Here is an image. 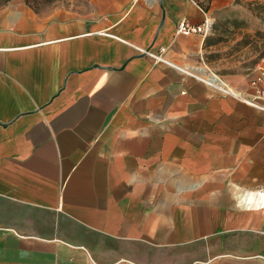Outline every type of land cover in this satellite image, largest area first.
Wrapping results in <instances>:
<instances>
[{"label":"crops","instance_id":"crops-1","mask_svg":"<svg viewBox=\"0 0 264 264\" xmlns=\"http://www.w3.org/2000/svg\"><path fill=\"white\" fill-rule=\"evenodd\" d=\"M233 1L0 8V264H264L229 187L264 185V110L203 67Z\"/></svg>","mask_w":264,"mask_h":264},{"label":"rangeland","instance_id":"rangeland-1","mask_svg":"<svg viewBox=\"0 0 264 264\" xmlns=\"http://www.w3.org/2000/svg\"><path fill=\"white\" fill-rule=\"evenodd\" d=\"M9 0H0V8ZM38 12L54 17L81 18L92 13L91 0H27ZM199 3L201 0H195ZM209 0H205L208 2ZM259 5L264 0L232 2L226 8L217 28L212 31L217 43L204 60L212 76L234 88L248 83L257 65L264 60V39L257 35L264 33V12Z\"/></svg>","mask_w":264,"mask_h":264},{"label":"built area","instance_id":"built-area-1","mask_svg":"<svg viewBox=\"0 0 264 264\" xmlns=\"http://www.w3.org/2000/svg\"><path fill=\"white\" fill-rule=\"evenodd\" d=\"M210 29V25L206 22L204 26L193 27L187 24L185 21L179 23L178 33L183 34L185 36H189L195 33H204ZM166 52V48H162L159 54H153L148 52L149 56H153L155 59L163 62H168L163 57V54ZM204 80V79H203ZM209 83V81L204 80ZM211 84V83H210ZM249 85L253 90L252 96L250 98H240L248 101L251 105L264 110V60L262 63L257 65L253 74L250 76ZM225 92L230 93L225 90ZM232 94V93H231Z\"/></svg>","mask_w":264,"mask_h":264},{"label":"clouds","instance_id":"clouds-1","mask_svg":"<svg viewBox=\"0 0 264 264\" xmlns=\"http://www.w3.org/2000/svg\"><path fill=\"white\" fill-rule=\"evenodd\" d=\"M230 189L235 187L237 192L233 193L236 207L242 210L264 209V185L256 189L243 188L240 185H230Z\"/></svg>","mask_w":264,"mask_h":264},{"label":"trees","instance_id":"trees-1","mask_svg":"<svg viewBox=\"0 0 264 264\" xmlns=\"http://www.w3.org/2000/svg\"><path fill=\"white\" fill-rule=\"evenodd\" d=\"M236 2H242V1H260V0H235ZM261 7V11L264 12V5H259ZM203 8V7H202ZM204 9V8H203ZM206 10V9H204ZM257 35L260 37H263L264 39V33L258 32Z\"/></svg>","mask_w":264,"mask_h":264},{"label":"bare ground","instance_id":"bare-ground-1","mask_svg":"<svg viewBox=\"0 0 264 264\" xmlns=\"http://www.w3.org/2000/svg\"><path fill=\"white\" fill-rule=\"evenodd\" d=\"M211 80H212L213 82H216V81H218V78H212ZM219 83H220V84H223L222 80H219ZM215 86L218 87L219 89L226 90V91H228V92L231 93L230 90H228V89H223L221 86H219V84H216Z\"/></svg>","mask_w":264,"mask_h":264},{"label":"water","instance_id":"water-1","mask_svg":"<svg viewBox=\"0 0 264 264\" xmlns=\"http://www.w3.org/2000/svg\"><path fill=\"white\" fill-rule=\"evenodd\" d=\"M111 116L108 118L107 122L110 120Z\"/></svg>","mask_w":264,"mask_h":264}]
</instances>
